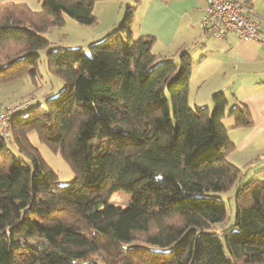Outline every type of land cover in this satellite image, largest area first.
I'll return each instance as SVG.
<instances>
[{
	"label": "trees",
	"instance_id": "trees-1",
	"mask_svg": "<svg viewBox=\"0 0 264 264\" xmlns=\"http://www.w3.org/2000/svg\"><path fill=\"white\" fill-rule=\"evenodd\" d=\"M96 1L39 0L37 11L0 1V81L27 76L38 88L44 50L62 82L0 134V153L10 143L21 155L0 165V264H264V179L228 160L222 121L249 126L247 106L227 111L222 91L212 109L191 105L189 52L176 60L152 51V35L134 36V5L86 49L48 46L65 17L95 23ZM29 130L66 160L70 181L56 184ZM117 190L131 195L125 207L108 200ZM218 193L233 194L231 223Z\"/></svg>",
	"mask_w": 264,
	"mask_h": 264
},
{
	"label": "crops",
	"instance_id": "crops-1",
	"mask_svg": "<svg viewBox=\"0 0 264 264\" xmlns=\"http://www.w3.org/2000/svg\"><path fill=\"white\" fill-rule=\"evenodd\" d=\"M0 1L25 2L32 10H39V0ZM203 8L204 0H157V6L146 10L138 31L133 34L158 31L166 45L184 46L190 42L192 49L187 51L193 67L189 103L212 109L213 94L222 91L227 98V111L236 103L247 106L251 117L249 126H235L230 115L222 119L234 144L227 158L242 168L245 178L264 179V169L256 161L264 154V46L233 34L224 38L209 36L199 25ZM250 8L249 17L260 22L259 31L264 34V22L259 19L262 16L254 11L253 5Z\"/></svg>",
	"mask_w": 264,
	"mask_h": 264
},
{
	"label": "rangeland",
	"instance_id": "rangeland-1",
	"mask_svg": "<svg viewBox=\"0 0 264 264\" xmlns=\"http://www.w3.org/2000/svg\"><path fill=\"white\" fill-rule=\"evenodd\" d=\"M249 1L254 7V11L262 16L259 19L263 23L264 0ZM151 3L152 5L148 6ZM127 5L135 6V19L132 29L133 32H136L138 31L137 29H139L141 17L143 18L145 16L147 9L152 10V8L157 6V0H97L93 7V13L96 17L95 23L92 25H82L70 17H65L63 25L52 26L49 31L45 33V36L49 40L48 46L55 47L56 45L75 44L82 45L84 49H86L88 42L101 39L106 33L119 25ZM152 33H149L154 37L152 51L159 55L165 54L168 57H173L178 60V56L182 50L189 49L190 51V49H192L190 42H186L187 45L182 44L184 46L174 44L166 45L158 31ZM36 66L38 68V76L36 77L39 87L35 90H33L35 87L34 84L31 83V78L27 76L0 81V107L3 109H7V107L12 108L32 94L42 101L44 100V95L48 91L52 90V93H56L62 87L61 81L48 75L45 71L44 50L40 52V58ZM23 112H25V110L21 111V113ZM27 136L32 145L39 150L45 162L57 173L56 184L66 183L74 177L73 171L66 160L58 152L50 149L46 143L40 141L35 130H29ZM10 154L15 157H21L13 144L9 143L5 145L0 153V165L4 169H8L11 165ZM218 195H221L225 200L227 222H233L235 215L234 197L226 193H218ZM229 195L231 197H229ZM130 198L131 195L129 193L117 190L109 195L108 200L116 206L125 207Z\"/></svg>",
	"mask_w": 264,
	"mask_h": 264
},
{
	"label": "built area",
	"instance_id": "built-area-1",
	"mask_svg": "<svg viewBox=\"0 0 264 264\" xmlns=\"http://www.w3.org/2000/svg\"><path fill=\"white\" fill-rule=\"evenodd\" d=\"M250 11L247 0H204L199 25L206 34L215 38L233 34L241 40L255 41L264 46V34L259 31L260 23L249 17ZM38 101L39 98L32 94L12 108L0 107L1 136L5 139L9 137L11 114L14 110L28 108ZM260 162L264 163V154Z\"/></svg>",
	"mask_w": 264,
	"mask_h": 264
}]
</instances>
